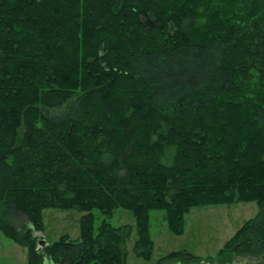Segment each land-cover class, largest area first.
Here are the masks:
<instances>
[{
    "label": "trees",
    "instance_id": "trees-1",
    "mask_svg": "<svg viewBox=\"0 0 264 264\" xmlns=\"http://www.w3.org/2000/svg\"><path fill=\"white\" fill-rule=\"evenodd\" d=\"M247 202L215 257L156 264H264V0H0V232L28 264H126L118 209L150 260L152 211L180 236ZM46 209L84 213L80 238L40 247Z\"/></svg>",
    "mask_w": 264,
    "mask_h": 264
},
{
    "label": "rangeland",
    "instance_id": "rangeland-1",
    "mask_svg": "<svg viewBox=\"0 0 264 264\" xmlns=\"http://www.w3.org/2000/svg\"><path fill=\"white\" fill-rule=\"evenodd\" d=\"M257 204L236 203L197 207L186 216V227L183 235L172 234L163 221V212L150 213V234L154 243L150 260L138 258L134 254V244L138 239L135 219L131 212L118 209L108 221L114 226H131L132 236L127 243L126 264H156L159 259L172 252L188 251L202 258L215 257L224 245L257 213ZM95 232H97L104 216L94 210ZM84 213L78 211H62L46 209L43 212L44 232L39 234V246L52 244L63 236L77 240L80 238V219ZM21 224L28 223L25 216L20 217ZM44 241V242H43ZM251 261L238 259V263ZM0 264H28L27 250L8 239L0 232ZM44 264H53L48 258Z\"/></svg>",
    "mask_w": 264,
    "mask_h": 264
},
{
    "label": "water",
    "instance_id": "water-1",
    "mask_svg": "<svg viewBox=\"0 0 264 264\" xmlns=\"http://www.w3.org/2000/svg\"><path fill=\"white\" fill-rule=\"evenodd\" d=\"M44 242V241H43Z\"/></svg>",
    "mask_w": 264,
    "mask_h": 264
}]
</instances>
